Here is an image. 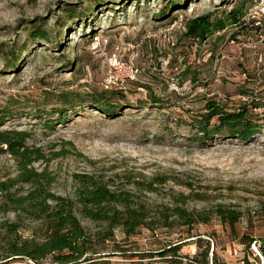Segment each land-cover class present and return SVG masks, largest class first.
I'll list each match as a JSON object with an SVG mask.
<instances>
[{
    "label": "rangeland",
    "instance_id": "1",
    "mask_svg": "<svg viewBox=\"0 0 264 264\" xmlns=\"http://www.w3.org/2000/svg\"><path fill=\"white\" fill-rule=\"evenodd\" d=\"M262 6L261 0H0V130L28 132L25 141L42 154L32 167L50 175L52 193L74 200L75 174L91 173L130 193L133 207L148 214L135 234L114 229V239L97 245L93 256L111 264H165L173 257L158 252L176 245V264L200 260L206 247L208 264H245L247 239L264 243V26L255 23ZM234 7L244 24L215 29L205 40L187 36L191 19L209 14L215 21ZM37 28L45 37L32 34ZM110 62L118 65L106 87ZM130 65L134 78L122 81ZM100 92L112 114L91 102ZM207 98L230 109L255 98L257 130L247 139L202 136L197 120ZM1 149L4 181L17 175L18 163ZM1 195L4 257L10 243L40 241L43 225L1 211ZM216 207L241 216L233 226L222 224ZM176 208L198 220L182 224ZM77 217L88 234L104 231L105 224ZM12 258L4 263L35 264ZM40 263L52 264L49 257Z\"/></svg>",
    "mask_w": 264,
    "mask_h": 264
},
{
    "label": "trees",
    "instance_id": "2",
    "mask_svg": "<svg viewBox=\"0 0 264 264\" xmlns=\"http://www.w3.org/2000/svg\"><path fill=\"white\" fill-rule=\"evenodd\" d=\"M243 14L240 7H234L227 12L226 17L215 21L209 19V14L198 16L189 21L186 34L188 37L205 40L207 35L215 29L220 30L227 25L241 24ZM74 16L72 10L67 15L68 18ZM40 31L37 28L32 34L35 37H45ZM4 45L5 43L0 42V53L3 52ZM16 59L17 57L13 54V58L8 63L14 64ZM96 94L91 100L96 109L112 114L111 112L115 109L103 102V93ZM254 99L230 109L215 99L207 98L199 112L197 128L204 137L213 132L242 139L251 137L258 126L252 118L251 108L261 106ZM213 118L215 122L211 123ZM28 136L27 131L0 130V145H5V149L1 150L16 158L18 163L17 175L0 181L1 199L5 206L1 208V211H12L18 216L25 214L28 218L42 222L43 235L40 241L30 238L22 243L17 241L10 243V249H6L9 255L4 257L1 255L0 261H3L0 264H5L4 262L7 261L4 259L9 256L14 257L12 259H28L35 264H41V260L47 257L52 264H111L109 260L100 259L101 255L93 256L97 252L96 246L105 243L106 240H113L114 229L121 230L127 236L135 234L137 229L148 221L145 208L140 205L133 207L130 193L111 187L106 180L91 173L75 174L77 187L74 200L52 193L48 187L51 182L50 175L45 171L37 172L32 167L33 162L40 160L42 154L38 148H31L27 144L25 140ZM15 185H26L27 190L18 193ZM147 189H152V185L150 184ZM215 212L222 224L230 226H233L241 216L240 212L229 208L216 207ZM77 213L93 222L105 224L104 231L94 232L93 235L88 234ZM175 213L186 226L198 220L185 208H176ZM167 221L168 217L165 216L164 222ZM11 227L13 231L18 225L16 223L8 225V228ZM191 236L193 235L188 237ZM247 240V245L253 241L251 238ZM176 250L177 246L174 245L158 253L163 257L170 253L174 260L165 261V264H176L179 263ZM207 252L206 247L200 260L197 259L198 257H192L190 263L208 264Z\"/></svg>",
    "mask_w": 264,
    "mask_h": 264
},
{
    "label": "built area",
    "instance_id": "3",
    "mask_svg": "<svg viewBox=\"0 0 264 264\" xmlns=\"http://www.w3.org/2000/svg\"><path fill=\"white\" fill-rule=\"evenodd\" d=\"M262 2V8L260 9V12H258V14L260 15L259 18H257V21L255 22L256 24H260L264 26V0H261ZM255 16V15H253ZM253 19V18H252ZM110 66L108 71L106 72V82L104 79V86L108 87V85H110V82H113L112 78V74H113V68L118 65V63L114 62H110ZM136 72V69H134L131 65L130 67L127 68L126 74L124 75V77L121 78V80L123 79H133L134 78V73ZM122 80V81H123ZM248 256H249V260L246 261L245 264H264V245L261 243L256 242L255 240L251 241L249 244L248 249Z\"/></svg>",
    "mask_w": 264,
    "mask_h": 264
}]
</instances>
